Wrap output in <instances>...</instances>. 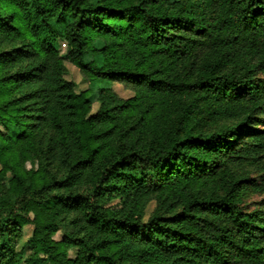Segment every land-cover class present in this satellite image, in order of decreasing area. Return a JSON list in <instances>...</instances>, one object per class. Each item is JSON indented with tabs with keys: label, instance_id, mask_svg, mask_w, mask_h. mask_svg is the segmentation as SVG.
<instances>
[{
	"label": "trees",
	"instance_id": "16d2710c",
	"mask_svg": "<svg viewBox=\"0 0 264 264\" xmlns=\"http://www.w3.org/2000/svg\"><path fill=\"white\" fill-rule=\"evenodd\" d=\"M263 113L264 0H0V264H264Z\"/></svg>",
	"mask_w": 264,
	"mask_h": 264
},
{
	"label": "rangeland",
	"instance_id": "374dc122",
	"mask_svg": "<svg viewBox=\"0 0 264 264\" xmlns=\"http://www.w3.org/2000/svg\"><path fill=\"white\" fill-rule=\"evenodd\" d=\"M95 45L97 47L102 46V42L97 40ZM59 54L64 59V65L67 69V73L65 74V78L68 81H72L75 84V91L86 92L89 99L92 100V109L91 114H94L99 109V103L96 101L97 92L100 88H111L117 95L122 99H130L134 96V93L129 88L125 87L123 84L119 82H111L108 80H100L95 77L83 76L80 70L71 64L66 58V43L64 41H60L58 45ZM86 60L93 59V53L89 52L85 56ZM262 118V123L260 124L259 129L264 130V113L260 115ZM3 167L0 164V191L6 190L9 188L10 181L13 178V174L11 171H2ZM38 169V164L36 162L28 161L24 165V170L26 172L36 171ZM251 179L264 183V157L260 159V164L258 169L255 167L250 168ZM264 193L262 192H254L249 191L244 202V208L246 210H254L260 209L264 210ZM155 202H151L145 212V220L151 215L155 208ZM33 215V214H32ZM35 226L33 224L26 225L22 230L21 241L17 247V250L23 253V259L25 260L29 256L34 253V247L28 244L30 238L33 235ZM67 229H60L54 235H52V240L54 242H61L64 238ZM76 250L72 249L68 251L69 258H75ZM24 264V263H22Z\"/></svg>",
	"mask_w": 264,
	"mask_h": 264
}]
</instances>
